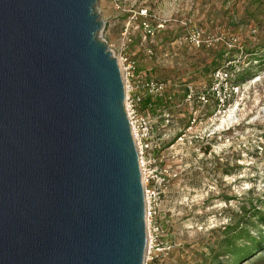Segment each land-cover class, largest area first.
<instances>
[{"label": "water", "instance_id": "1", "mask_svg": "<svg viewBox=\"0 0 264 264\" xmlns=\"http://www.w3.org/2000/svg\"><path fill=\"white\" fill-rule=\"evenodd\" d=\"M98 0H0V264H144L145 193Z\"/></svg>", "mask_w": 264, "mask_h": 264}, {"label": "rangeland", "instance_id": "2", "mask_svg": "<svg viewBox=\"0 0 264 264\" xmlns=\"http://www.w3.org/2000/svg\"><path fill=\"white\" fill-rule=\"evenodd\" d=\"M142 7L167 23L147 42L149 57L139 45L138 20L131 21L129 46L134 52L141 48L131 83L165 82V97L148 98L152 106L146 108L153 116L160 109L172 115L156 135L164 133L155 154L165 181L156 184L155 259L159 264H218L219 258L232 264L233 258L223 255L226 239L234 231L245 236L247 228L255 236L249 220L257 208L264 213V0H98L101 37L114 56L131 11ZM189 21L210 43L200 48L187 43ZM218 68L227 69L238 85L228 104L201 108L185 102L186 86L208 87ZM193 119V135L175 143ZM235 264H264V248Z\"/></svg>", "mask_w": 264, "mask_h": 264}, {"label": "built area", "instance_id": "3", "mask_svg": "<svg viewBox=\"0 0 264 264\" xmlns=\"http://www.w3.org/2000/svg\"><path fill=\"white\" fill-rule=\"evenodd\" d=\"M132 16L129 22L122 28L121 41L119 44V54L115 56L117 62L120 63L122 78L125 86V104L124 109L129 121V127L131 128L134 145L136 146V152L138 161L140 164V172L143 183V193H145V222L147 226L146 232V251L144 256V264H159L155 259L154 246H156L155 236H157L160 227L156 225V213L157 201L159 199V191L156 188V184L164 182L165 177L159 175L157 171V163L159 159L155 154V150L158 149L161 144L160 140L163 138L156 137L157 132L164 126L170 124L172 115L166 109H160V115H152L148 108L142 109L141 104L147 98L160 99L165 97L167 90V84L163 81L156 79H139L135 83H131L135 72L136 63L129 55V45L132 43V26L131 21L138 20V28L142 32L140 46H142L147 56H152V50L147 45V42L151 41V38L155 35L157 29H163L167 23L165 19H158L154 14H150L147 8H137L131 11ZM186 41L189 45L200 48L205 40L204 31L198 28L195 23L189 21L187 25ZM113 53V52H112ZM212 82L206 88L198 91L193 85H187L185 89V102L189 104L196 103L201 108L210 105L214 102L217 108L224 107L228 104L232 95L238 90V85H233L230 72L225 68H218L210 74ZM170 98V97H169ZM152 105L149 103L148 107ZM160 117L161 125L157 127V118ZM195 122V119L191 121V124L187 126V129L181 133L176 139L175 143L182 142L184 139L191 137L190 130L191 125Z\"/></svg>", "mask_w": 264, "mask_h": 264}, {"label": "trees", "instance_id": "4", "mask_svg": "<svg viewBox=\"0 0 264 264\" xmlns=\"http://www.w3.org/2000/svg\"><path fill=\"white\" fill-rule=\"evenodd\" d=\"M158 102L160 101L158 100ZM148 103L147 98L142 102L141 108L145 109ZM255 210L253 216L254 219L249 220V223L252 225V228H254L253 230L256 229V235L251 236V229L247 228L245 230V236L239 237L238 233L234 231L232 235L226 239L228 247L223 255H226L228 258H233L232 264L250 258L256 252H259L264 248V213L258 208ZM241 242H244V244ZM217 259L218 264H229L225 261L221 262L219 258Z\"/></svg>", "mask_w": 264, "mask_h": 264}, {"label": "crops", "instance_id": "5", "mask_svg": "<svg viewBox=\"0 0 264 264\" xmlns=\"http://www.w3.org/2000/svg\"><path fill=\"white\" fill-rule=\"evenodd\" d=\"M130 48H129V55H130V57L132 58V59H135V53H136V51H138V50H140L141 48H139L138 50L136 49L135 50V52L133 51V45L132 46H129ZM135 48V47H134ZM137 48V47H136ZM136 60V59H135ZM142 105V104H141Z\"/></svg>", "mask_w": 264, "mask_h": 264}]
</instances>
